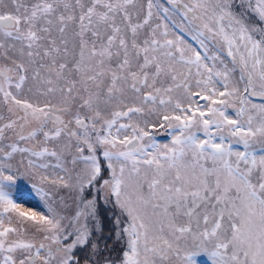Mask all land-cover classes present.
<instances>
[{
	"label": "snow or ice",
	"instance_id": "1",
	"mask_svg": "<svg viewBox=\"0 0 264 264\" xmlns=\"http://www.w3.org/2000/svg\"><path fill=\"white\" fill-rule=\"evenodd\" d=\"M201 252L264 264V0H0V264Z\"/></svg>",
	"mask_w": 264,
	"mask_h": 264
},
{
	"label": "rangeland",
	"instance_id": "2",
	"mask_svg": "<svg viewBox=\"0 0 264 264\" xmlns=\"http://www.w3.org/2000/svg\"><path fill=\"white\" fill-rule=\"evenodd\" d=\"M156 139L158 141H160L161 143H167L170 140V137L167 134H158L156 136ZM24 189L29 190L30 189V185L24 181L21 180L18 182ZM25 199L30 201V204L28 206H33L35 207L38 204V200L34 198V196H25ZM101 208L103 212H107L108 215L104 216V223H105V235H108V230L111 228L112 226V221L110 219V215L111 213L114 211L112 209V206L109 205L107 206V208H105L102 204H101ZM69 211L71 212L72 209L70 208ZM109 245L110 247H112V253L114 256H119L120 253V248L119 245L113 246V241L112 238H109ZM194 260L196 261V264H212L211 260L209 259L207 253H198L194 256Z\"/></svg>",
	"mask_w": 264,
	"mask_h": 264
}]
</instances>
